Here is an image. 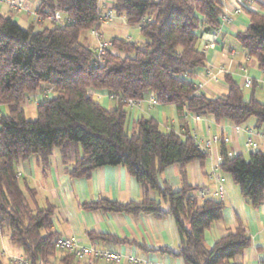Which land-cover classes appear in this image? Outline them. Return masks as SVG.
I'll list each match as a JSON object with an SVG mask.
<instances>
[{
	"label": "trees",
	"instance_id": "16d2710c",
	"mask_svg": "<svg viewBox=\"0 0 264 264\" xmlns=\"http://www.w3.org/2000/svg\"><path fill=\"white\" fill-rule=\"evenodd\" d=\"M245 1L258 10H247L250 23L236 40L264 70V0ZM111 9L129 25H138L144 39L112 37L101 59L96 48L79 40L85 30L100 31L106 13L99 0H41L37 13L43 18L56 12L67 17L42 28L23 27L0 14V231H7L31 264H74V254L55 243L56 206H39L36 189L18 174L19 164L32 156L47 169L58 150L72 178H90L99 167L122 165L141 184L140 200L100 198L85 202L86 210L175 220L178 250L164 246L150 251L179 256L186 264H241L236 257L252 245L244 226L228 231L211 247L205 242L206 230L223 217L225 204L211 197L199 203L187 166L196 160L204 163L208 153L187 130H162L153 116L141 115L131 124L129 107V100L154 96L160 104L177 107L186 129L187 113L213 115L218 123L234 125L254 118L257 126L264 125V102L254 95L246 99L243 86L230 74L224 75L228 92L215 97L200 92L194 81L206 66L199 31L219 30L224 0H114ZM96 90L107 91L115 106H104ZM30 93L35 101L40 97L36 119H28L23 108ZM220 150L219 168L259 207L264 202V150L231 155L225 142ZM174 164L180 168V189L160 179ZM90 236L117 241L109 234Z\"/></svg>",
	"mask_w": 264,
	"mask_h": 264
},
{
	"label": "crops",
	"instance_id": "0c3cea01",
	"mask_svg": "<svg viewBox=\"0 0 264 264\" xmlns=\"http://www.w3.org/2000/svg\"><path fill=\"white\" fill-rule=\"evenodd\" d=\"M17 1L23 2L27 9L15 11L8 4H0V14L12 16L23 27L33 24L37 28H42L53 24L49 19L41 22L36 20L35 15L41 0ZM113 2L114 0H99L105 13L111 9ZM238 7L242 8L239 13L236 12ZM224 10L228 19L222 21L217 32L204 28L199 31V49L206 55V66L198 70L194 81L203 85L199 89L200 92L215 97L227 93L230 88L229 82L224 77L225 74H230L241 86H243L244 78L249 76L253 84L250 87L243 86L245 98L249 99L251 95H254L264 102V70L258 67L256 60L248 56L246 50L236 40L238 31L245 30L250 23L247 10L256 11L258 7L255 3L245 0H224ZM61 16L63 19L67 18L63 14ZM130 26L124 16L116 15L113 19L102 23L100 31L106 40L115 36L143 40L140 27L133 25L139 29V35L133 32ZM79 40L92 48H96L99 43V39L92 30L88 33L81 32ZM112 51L120 53L116 49ZM222 67L225 68L224 72L220 71ZM94 95L104 106L112 107L111 102L114 100L110 98L107 91L96 90ZM0 108L4 110V107ZM141 115L155 117L162 130L174 129L178 133H184L187 130L196 139H209L213 134L227 136L230 141L226 143V146L231 155L248 156L253 152L246 146L248 129H253V137L258 145L256 150H264V125L257 126L254 118L239 125L241 129L237 131V125L227 120L218 123L213 115L199 116L187 113L185 121L188 128L186 129L174 104H159L151 107L148 99L130 107L131 124ZM220 146L221 142L212 145L204 163L196 160L187 166L188 182L198 187L193 194L197 196L199 203L203 199L198 196V191L206 188L208 194L205 198L222 200L225 204L223 217L206 230L205 242L211 247L222 235L228 231H235L242 225L251 235L252 245L245 249L243 254L237 256L236 261L241 264H261L264 259V202L259 207H253L241 194L239 185L229 174L219 168ZM19 171L22 177H27L36 189L39 206L45 207L48 203L56 206L52 227L59 235L75 236L85 245L117 251L124 257L133 254L153 264H186L179 256L148 249L165 246L174 251L178 250L180 237L175 220L171 216L160 219L146 214L130 215L83 208L82 205L85 202L100 198H110L120 202L140 200L142 198L141 184L126 167L106 165L95 169L90 178H72L64 170L59 151L55 150L47 169L35 156H32L19 164ZM220 178L225 192L223 198L218 193ZM160 179L169 182L174 189H180L182 186L180 168L177 164L166 168L161 173ZM91 232L109 234L117 241L92 238ZM0 234L2 235L1 232ZM15 254L22 255L23 251ZM74 264L114 263L103 259L79 261L75 258Z\"/></svg>",
	"mask_w": 264,
	"mask_h": 264
},
{
	"label": "built area",
	"instance_id": "2783aa9c",
	"mask_svg": "<svg viewBox=\"0 0 264 264\" xmlns=\"http://www.w3.org/2000/svg\"><path fill=\"white\" fill-rule=\"evenodd\" d=\"M0 4H8L13 10L15 11H22L27 9V6L21 2V1H17V0H0ZM242 11L241 7H238L236 9V12L239 13ZM116 16V13L110 9L106 12L105 17L102 19V23H106L107 21L113 19ZM35 18L37 21L39 20H44L45 18H43L40 14H36ZM47 19L51 20L52 22H61L62 21V17L61 14L59 12H56L50 16L47 17ZM221 19L222 21H225L228 19V17L225 14V10L224 13L221 15ZM92 33L99 39V43L98 46L96 47L97 52L99 54L98 59L103 58V55L106 51L107 48L112 46V42L110 40H106L103 38L101 32L98 29H94L92 30ZM220 71L224 72L225 68L222 67L220 69ZM253 81L249 76H246L244 78V82H243V86L245 87H250L252 86ZM199 89H201L203 87L202 84H198ZM40 98V97H39ZM39 98L36 99V103L40 100ZM150 106H156L159 105V101L157 100V98H155L154 96H151L148 99ZM138 102L141 101H133V100H129V107H134L138 104ZM241 127L239 125L236 126V130L240 131ZM248 138L246 140V146L249 149H252L253 151H255L258 147L257 142L254 140V131L253 129H248ZM198 146L204 151L209 153V151L212 148V145L214 143H220V142H225L227 143L228 141H230V138L227 136H221L219 134H213L209 139H204V138H199L196 139ZM221 161V155H220V159H219V164ZM219 166V165H218ZM19 175H22L21 172H18ZM218 193L220 194L221 198L224 197V187L222 185V179H219V188H218ZM208 194V190L206 188L200 189L198 191V196L201 199H204L206 197V195ZM55 243L57 245L58 248L64 250V251H70L74 254L75 258L79 261H86V260H92V259H103L105 261L108 262H113L114 264H123V263H128V264H153L150 261H148L147 259L141 258V257H137L133 254L127 255V256H123L121 253L117 252V251H112L109 249H101V248H97L91 245H85L83 243H81V241L75 237V236H63V235H58L55 239ZM13 261L16 264H31L30 260H28L24 255H19L13 258Z\"/></svg>",
	"mask_w": 264,
	"mask_h": 264
},
{
	"label": "rangeland",
	"instance_id": "374dc122",
	"mask_svg": "<svg viewBox=\"0 0 264 264\" xmlns=\"http://www.w3.org/2000/svg\"><path fill=\"white\" fill-rule=\"evenodd\" d=\"M57 24H59V23H57ZM54 25L55 24H52L50 26H54ZM130 27L133 29V32L140 35V31L136 26L131 25ZM83 32L88 33L89 30H85ZM141 37H142V35H141ZM111 103H113L111 105L112 106L111 108H113L115 106V102L112 101ZM36 107H37V103H36L35 98H34V93H30L28 95L27 99L23 103V108L26 112V116L28 119H36L37 118ZM1 233H2V235L0 234V252H1L2 261L4 264H16L13 261V258L16 256H19V254H15V253H17V252L20 253L22 251V249L20 246L12 244L6 230L1 232ZM2 242L4 245L2 244Z\"/></svg>",
	"mask_w": 264,
	"mask_h": 264
}]
</instances>
